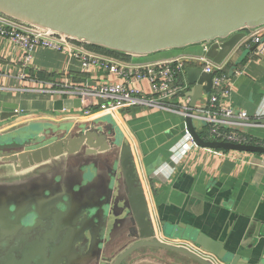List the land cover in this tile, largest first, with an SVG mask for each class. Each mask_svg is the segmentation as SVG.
Wrapping results in <instances>:
<instances>
[{"label": "crops", "instance_id": "crops-1", "mask_svg": "<svg viewBox=\"0 0 264 264\" xmlns=\"http://www.w3.org/2000/svg\"><path fill=\"white\" fill-rule=\"evenodd\" d=\"M257 31L264 38V26L247 31L239 48L222 62L223 70L227 62L234 64L246 57L240 67L227 69L225 73L229 76L231 91L225 105L235 113L244 111L246 118L243 119L253 121L264 120V52L257 55L255 50H248L254 44L252 37ZM83 46L85 52L98 59H110L124 66H143L204 54L201 44L144 56H115ZM22 57L23 51L18 45L0 37V111L17 112V115L0 122V132L23 125L25 129L21 131L30 133L36 130L39 133L45 130L52 139L73 128L91 124L106 128L109 134L114 133L120 141L128 142L131 146L159 238L189 243L184 238L166 237L161 227L162 222H166L180 231L197 229L250 263L264 258V154L224 151L189 143L183 119L176 112L137 106L124 107L111 114L105 111L91 115H82L72 109L54 110L53 102L61 98L42 93L40 89L45 81L31 74L45 71L52 74L53 79L66 77L74 84L122 79L95 64L83 69L81 61L72 55L41 46L32 48L31 59L24 67L26 77L21 79L18 73L22 67ZM198 65L204 67V63L188 60L185 67ZM179 76L174 79L176 86ZM132 85L143 94L150 93L149 82L145 79L134 81ZM207 98L208 95H204L197 101L196 110L206 103ZM172 102L186 107L188 98H184L180 89ZM205 124L197 127L198 131H205ZM220 128L245 134L255 141H264V124L223 122ZM49 165L35 171L28 169L7 174L9 178L4 183L6 186L15 184L16 203L22 204L16 208V216L29 213V218L36 212L49 211L51 207L59 205L62 206L59 213L63 216L77 211L73 215L77 221L83 215L82 211L92 208L99 210L98 222L102 220L104 235L101 239L89 236L79 259L81 264H100L102 258L112 256L111 253L105 255L103 250L118 227L113 223L112 209L115 205L116 208L121 207V203L116 202L117 181H114L113 170H108L104 165L94 167L86 164L72 180L66 171L55 174ZM115 166L116 162L113 168ZM116 176L119 177L118 173ZM12 178L16 180L11 181ZM120 189L123 191V187ZM128 238L131 242V237ZM75 242L71 240L66 244L73 250ZM162 252L158 256L145 249L137 255L133 253L124 264H194L184 257H172ZM167 255L182 262L174 263L162 258Z\"/></svg>", "mask_w": 264, "mask_h": 264}, {"label": "water", "instance_id": "water-1", "mask_svg": "<svg viewBox=\"0 0 264 264\" xmlns=\"http://www.w3.org/2000/svg\"><path fill=\"white\" fill-rule=\"evenodd\" d=\"M0 15L63 35L82 45L126 55L144 56L201 44L204 56L220 64L239 48L247 31L264 26V0H0ZM256 46L254 43L248 50H255ZM212 77L213 74L203 71L201 65L185 67L180 73L177 86L184 98H188L186 109L178 113L185 132L200 147L264 154V147L258 144L217 140L212 135L209 139L202 137L194 119L204 122L202 110L206 109V103L198 108L199 113L196 103L202 96L210 94ZM79 107L78 98H61L53 102V109L58 111ZM15 115L16 111L2 110L0 122ZM220 119L241 125L264 124V120L228 116H220ZM24 129L20 125L0 132V219L9 220L14 216L12 219L19 225L21 219L28 217L27 213L21 217L15 214L22 204L16 203L15 184L6 186L4 183L9 178L8 173L35 171L52 163L49 165L52 172L66 171L73 180L83 165H104L114 172L116 202L121 203V207L115 205L112 209L113 223L118 227L110 239L115 242L131 237L129 245L111 264H124L131 254L137 255L141 249L158 256L163 251L194 264H264V258L250 263L225 249L220 241L193 228L180 231L175 225L162 222V233L166 237L184 238L189 243L159 238L131 146L120 141L114 133L109 134L106 128L91 124L66 130L65 134L52 139L45 130L29 133L21 131ZM172 257L162 256L174 263L182 262Z\"/></svg>", "mask_w": 264, "mask_h": 264}, {"label": "built area", "instance_id": "built-area-1", "mask_svg": "<svg viewBox=\"0 0 264 264\" xmlns=\"http://www.w3.org/2000/svg\"><path fill=\"white\" fill-rule=\"evenodd\" d=\"M0 37L7 38L22 49V67L18 73V77L21 79L26 77L24 67L28 65L32 48L36 46L72 55L81 61L83 69H87L93 64L104 67L122 79L116 82L102 80L93 84H74L66 77H61L43 83V87L40 89L42 93L59 98H78L80 107L72 108V110L80 112L82 115L105 111L113 113L121 108L133 106L182 113L186 107L172 102L180 91V88L174 85V79L184 70L188 60L204 63L203 71L212 73L213 77L211 92L206 100V109L202 110V119L209 125L212 137L217 140L253 143L264 147V141L252 142L245 134L225 131L220 128L223 123L220 116L246 118V113L244 111L235 113L231 107L225 105L231 93L229 76L223 73L222 63H213L204 54L174 58L143 66H124L116 64L110 59L96 58L85 52L82 44L63 35L27 26L2 15H0ZM252 43L257 44L254 51L257 55L264 52V38L258 31L253 35ZM143 79L149 82L150 93L147 95L132 85L134 81ZM187 140L189 143H193L189 135Z\"/></svg>", "mask_w": 264, "mask_h": 264}, {"label": "flooded vegetation", "instance_id": "flooded-vegetation-1", "mask_svg": "<svg viewBox=\"0 0 264 264\" xmlns=\"http://www.w3.org/2000/svg\"><path fill=\"white\" fill-rule=\"evenodd\" d=\"M60 209L62 206L58 205L49 211L36 212L21 219L19 225L12 219L14 216L12 220L0 219V264H81L79 256L85 250L86 239L89 236L101 239L104 235L102 220L98 222L99 210H84L76 221L73 215L77 211L63 216ZM71 240L77 241L73 250L66 244ZM129 243L127 239L111 258H102L100 264H111Z\"/></svg>", "mask_w": 264, "mask_h": 264}, {"label": "trees", "instance_id": "trees-1", "mask_svg": "<svg viewBox=\"0 0 264 264\" xmlns=\"http://www.w3.org/2000/svg\"><path fill=\"white\" fill-rule=\"evenodd\" d=\"M86 47L92 49V50H95V51H99V52H105V53H109V54H112V55H115V56H121L119 52H115V51H111V50H107V49H104V48H101V47H97V46H91V45H85ZM246 61V57H244L242 60H240L239 62L237 63H234L232 64L231 62H227L226 65L224 66V69L222 70L223 73H227V69H234V68H238L240 67L244 62ZM32 76H35L37 79H40V80H44V81H49V80H52L53 79V75L50 74V73H47L45 71H37L36 73L34 74H31ZM204 130L205 131H200L201 135L203 138L205 139H209V138H212L211 137V134H210V130H209V125L205 124L203 126ZM222 128V126H221ZM249 141H252L254 142L255 140L254 139H251L249 136L245 135ZM142 250H145V249H141Z\"/></svg>", "mask_w": 264, "mask_h": 264}, {"label": "rangeland", "instance_id": "rangeland-1", "mask_svg": "<svg viewBox=\"0 0 264 264\" xmlns=\"http://www.w3.org/2000/svg\"><path fill=\"white\" fill-rule=\"evenodd\" d=\"M108 118H110V116H108ZM204 124V122L202 120H198V119H194V125L197 127H200ZM111 238V237H110ZM123 238L116 240L115 242H113V240L111 239V241L109 243L106 244V248L103 250L104 253H106L105 255H108L109 253L114 254V252L116 251L117 247L121 246L124 243V240L122 242ZM122 243V244H120ZM118 245V246H117ZM111 258V257H109Z\"/></svg>", "mask_w": 264, "mask_h": 264}]
</instances>
